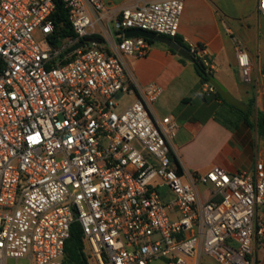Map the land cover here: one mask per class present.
<instances>
[{"label": "built area", "instance_id": "built-area-1", "mask_svg": "<svg viewBox=\"0 0 264 264\" xmlns=\"http://www.w3.org/2000/svg\"><path fill=\"white\" fill-rule=\"evenodd\" d=\"M63 2L73 37H59L54 0H0V264H65L76 223L90 264H252L264 162L253 173L186 174L179 122L155 114L162 87L141 85L126 64L151 47L128 31L179 37L184 0L117 12L102 0ZM258 10L264 20V0ZM235 42L252 85L253 61ZM189 51L216 70L205 47Z\"/></svg>", "mask_w": 264, "mask_h": 264}, {"label": "crops", "instance_id": "crops-1", "mask_svg": "<svg viewBox=\"0 0 264 264\" xmlns=\"http://www.w3.org/2000/svg\"><path fill=\"white\" fill-rule=\"evenodd\" d=\"M112 11L134 6L141 0H102ZM179 37L189 47L203 46L216 70L213 76L250 110L249 121L208 93L195 64L182 62L168 46L154 43L143 57H127L130 74L141 85L156 83L163 89L155 103L158 117L173 116L180 125L175 141L179 161L187 174L205 175L214 167L231 174L253 173L264 162V33L259 0H184ZM238 39L254 64V83L242 82L237 65ZM201 191L207 197L206 188ZM257 218L264 223V208ZM252 264H264V235L256 236Z\"/></svg>", "mask_w": 264, "mask_h": 264}, {"label": "trees", "instance_id": "trees-1", "mask_svg": "<svg viewBox=\"0 0 264 264\" xmlns=\"http://www.w3.org/2000/svg\"><path fill=\"white\" fill-rule=\"evenodd\" d=\"M54 2L56 5V10L53 14V20L57 26L59 37H66V38L73 37L74 31L72 29V26L69 20L70 10L66 8V5L63 2V0H54ZM173 40L176 41L182 47H186L189 49V47L184 43V41L180 37H177ZM147 41L151 45L155 43V41L153 40L147 39ZM168 49L173 54L178 55L175 51H173L169 47ZM181 61L186 62L187 60L181 57ZM196 64H197L196 71L201 78L202 85L210 84V76H213L214 74L208 72L206 68L204 67V65L198 60H196ZM213 96L219 99L220 101H222L230 109L243 115L245 117V123L249 126L251 125V122L249 121L250 110L248 112H243V111L238 110L236 107L229 105L225 100H223L221 94L217 91L214 93ZM258 127H259L260 132L264 133V125L262 123V119L260 115H259ZM175 161L177 165L179 166L178 161L176 159ZM64 262L65 264H90L89 259H88L87 250H86V245L84 242V235H83L82 227L79 223L74 224L72 227L71 237L67 241L66 247H65Z\"/></svg>", "mask_w": 264, "mask_h": 264}, {"label": "water", "instance_id": "water-1", "mask_svg": "<svg viewBox=\"0 0 264 264\" xmlns=\"http://www.w3.org/2000/svg\"><path fill=\"white\" fill-rule=\"evenodd\" d=\"M126 37L127 38L143 37L145 39L153 40L156 43L166 45L170 49L175 51L179 56L195 64V66L197 67L196 59L190 53L189 49L186 47H182L176 41L170 38L159 36L144 30H130L126 33ZM82 45L83 43L79 44L77 47L72 49L71 52L80 48ZM210 84L216 89L217 92L221 94L223 100H225L229 105L236 107L240 111L243 112L247 111V107L242 103H240L237 99H235L233 95L228 91V89L223 84H221L214 76H210Z\"/></svg>", "mask_w": 264, "mask_h": 264}, {"label": "rangeland", "instance_id": "rangeland-1", "mask_svg": "<svg viewBox=\"0 0 264 264\" xmlns=\"http://www.w3.org/2000/svg\"><path fill=\"white\" fill-rule=\"evenodd\" d=\"M262 31L264 33V20L262 21ZM264 60V57H263ZM161 98V97H160ZM129 99L126 98L124 102H127ZM7 264H29L26 260H9ZM154 264H165L164 262H156Z\"/></svg>", "mask_w": 264, "mask_h": 264}]
</instances>
